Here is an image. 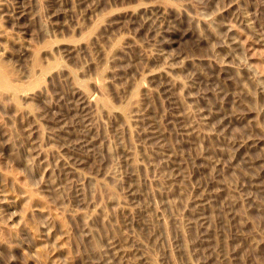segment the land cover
<instances>
[{
  "label": "rangeland",
  "instance_id": "1",
  "mask_svg": "<svg viewBox=\"0 0 264 264\" xmlns=\"http://www.w3.org/2000/svg\"><path fill=\"white\" fill-rule=\"evenodd\" d=\"M0 264H264V0H0Z\"/></svg>",
  "mask_w": 264,
  "mask_h": 264
},
{
  "label": "bare ground",
  "instance_id": "2",
  "mask_svg": "<svg viewBox=\"0 0 264 264\" xmlns=\"http://www.w3.org/2000/svg\"><path fill=\"white\" fill-rule=\"evenodd\" d=\"M0 86L15 88L13 83L9 80L6 72L0 67Z\"/></svg>",
  "mask_w": 264,
  "mask_h": 264
}]
</instances>
